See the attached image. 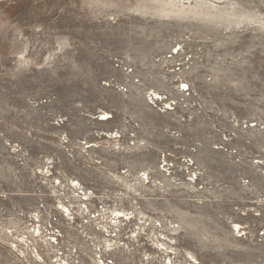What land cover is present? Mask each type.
Returning a JSON list of instances; mask_svg holds the SVG:
<instances>
[{"label":"rangeland","instance_id":"1","mask_svg":"<svg viewBox=\"0 0 264 264\" xmlns=\"http://www.w3.org/2000/svg\"><path fill=\"white\" fill-rule=\"evenodd\" d=\"M146 1L0 0V264H264V0Z\"/></svg>","mask_w":264,"mask_h":264},{"label":"bare ground","instance_id":"2","mask_svg":"<svg viewBox=\"0 0 264 264\" xmlns=\"http://www.w3.org/2000/svg\"><path fill=\"white\" fill-rule=\"evenodd\" d=\"M151 1L152 4L151 3L148 4L149 6L143 4V2L142 3L138 2L137 11L144 7L145 8L148 7L152 9L154 14L156 15L158 14L160 17L169 18L176 16L181 18H189V16L201 17L206 14H214V15L222 14L224 11H222L221 8H219L218 5H216V3L218 2V4H220L222 1L223 3H225L224 1L226 0H185L187 2H182V0H151ZM145 2L147 1L145 0ZM226 6L230 7L229 8L230 10L234 9V4L232 3L231 0L227 1ZM225 12L227 11L225 10ZM108 120H109L108 117L101 119L102 122ZM60 209L67 213L71 212L70 209L64 205H61ZM115 215H116V220L114 223H116V221L120 219H126L128 216V214L125 212H116ZM55 241L57 242V239H55ZM106 243L111 244V241L107 240ZM156 245L159 248L161 247V249L165 248V244L159 240L157 241ZM189 255L191 256V258H193L191 254ZM65 264L68 263L65 262ZM110 264H114V263L110 262Z\"/></svg>","mask_w":264,"mask_h":264}]
</instances>
